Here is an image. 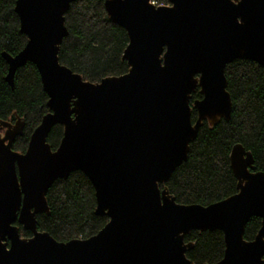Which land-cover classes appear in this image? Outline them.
<instances>
[{
  "label": "water",
  "instance_id": "obj_1",
  "mask_svg": "<svg viewBox=\"0 0 264 264\" xmlns=\"http://www.w3.org/2000/svg\"><path fill=\"white\" fill-rule=\"evenodd\" d=\"M74 1L15 3L27 42L15 55L2 52L5 80L14 87L18 68L35 64L49 111L25 151L13 148L25 119L0 118V264H194L187 251L195 243L185 240L193 230L224 233V256L212 264H264V170L251 150L233 145L237 192L220 201L179 203L166 184L203 123L231 118L227 65L264 67V0H105L108 18L127 31L128 71L98 82L60 61ZM56 124L63 136L53 149ZM77 170L94 186L95 213L109 220L88 238L60 241L39 230L37 216L50 213L52 184ZM253 216L261 227L248 240Z\"/></svg>",
  "mask_w": 264,
  "mask_h": 264
},
{
  "label": "trees",
  "instance_id": "obj_2",
  "mask_svg": "<svg viewBox=\"0 0 264 264\" xmlns=\"http://www.w3.org/2000/svg\"><path fill=\"white\" fill-rule=\"evenodd\" d=\"M153 1L168 3V0ZM104 2H72L65 14L69 33L59 53L61 63L92 82L128 71L127 62L122 58L129 41L127 31L108 18ZM15 3L16 0H0V118L14 122L16 112L25 119L24 134L13 144L15 150L25 151L31 133L49 109L48 95L35 64L28 62L18 68L14 87L5 80L8 64L2 52L15 55L27 42V36L20 31ZM226 77L233 101L231 118L215 126L205 121L191 143L188 159L175 169L166 183L179 203L208 205L237 192V179L229 158L237 142L253 152L257 169L264 170V67L254 60L236 59L227 65ZM195 98H201L199 88L193 92L192 100ZM195 118L196 110L193 111ZM62 136L63 126L56 124L48 136L53 149L59 146ZM47 197L50 213L38 214V228L60 241L88 238L109 220L108 216L95 213L94 186L80 170L66 179H57ZM260 227V217L250 218L245 238L252 240ZM20 233L22 236L32 234L22 225ZM185 240L195 243L187 251L194 264H212L224 256L226 245L221 230H193Z\"/></svg>",
  "mask_w": 264,
  "mask_h": 264
},
{
  "label": "flooded vegetation",
  "instance_id": "obj_3",
  "mask_svg": "<svg viewBox=\"0 0 264 264\" xmlns=\"http://www.w3.org/2000/svg\"><path fill=\"white\" fill-rule=\"evenodd\" d=\"M194 110H195V109H194ZM194 110H193V111H194Z\"/></svg>",
  "mask_w": 264,
  "mask_h": 264
}]
</instances>
